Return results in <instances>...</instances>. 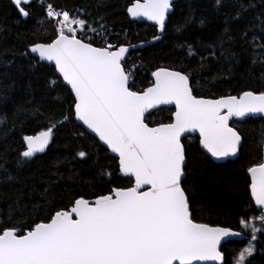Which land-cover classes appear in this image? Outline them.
<instances>
[{
	"label": "trees",
	"instance_id": "trees-1",
	"mask_svg": "<svg viewBox=\"0 0 264 264\" xmlns=\"http://www.w3.org/2000/svg\"><path fill=\"white\" fill-rule=\"evenodd\" d=\"M134 0H35L26 10V21L8 0H0V222L20 225L30 217L43 216L47 209L70 206L80 194L94 199L113 186H130L132 180L119 176L118 161L74 120L63 117L74 99L55 73V68L33 59L29 48L50 42L57 21L46 15L47 5L79 16L101 32L84 30L86 42L101 46L106 38L113 45L130 46L152 42L142 51L130 53L126 70L132 71L134 91L152 85V72L160 67L190 74L193 94L205 99L239 97L245 91L264 92V0H175L165 29L131 22L126 9ZM180 29L177 31V29ZM159 37V39H154ZM191 45L194 55H188ZM28 53V55H24ZM50 80H56L53 87ZM172 109L146 115L154 127L170 122ZM52 140L47 151L33 159L24 158L23 137L46 131L52 123ZM242 136L235 161L212 162L199 148L196 137L182 140L188 151L185 188L193 217L198 223L227 227L243 233V242L221 246L223 264H235L251 232L241 225L258 217L249 192L246 169L262 160L264 120L230 122ZM83 133V135H81ZM85 151L84 158L77 152ZM6 169V171H5ZM110 172L111 181L99 173ZM11 175V180L7 177ZM42 193L44 195H42ZM18 202V203H17ZM39 206L33 213L34 206ZM262 227L260 221L254 222ZM255 250L245 264H264V237L256 234Z\"/></svg>",
	"mask_w": 264,
	"mask_h": 264
},
{
	"label": "snow or ice",
	"instance_id": "snow-or-ice-1",
	"mask_svg": "<svg viewBox=\"0 0 264 264\" xmlns=\"http://www.w3.org/2000/svg\"><path fill=\"white\" fill-rule=\"evenodd\" d=\"M222 0H216L220 6ZM24 18L26 5L32 0H12ZM172 0H134L127 8L133 17L154 21L161 32ZM48 18H56V36L50 42L35 43L30 52L39 61L54 63L55 73L70 86L74 99L63 121L72 115L82 121L99 140L118 156V169L134 178L130 186H113L107 194L87 199L80 194L70 206L49 208L43 216L30 217V223L0 222V264H201L223 261L222 242L240 233L227 227L198 223L193 217L191 199L184 186L187 180L188 151L182 143L185 133L199 132V144L211 157H236L242 146L240 132L229 126L233 117L264 114V92L245 91L239 97L228 95L205 99L193 94L190 74L160 67L152 72L150 87L134 91L132 71L125 68L128 48L108 43L94 46L77 37L87 30L101 32L86 19L66 10L56 11L47 5ZM180 29L178 28L177 31ZM159 39V37H154ZM188 45V55H194ZM28 55V53H24ZM35 59V57H32ZM51 86L57 81L50 80ZM159 105H174L170 122L154 127L146 123V114ZM57 121L46 131L25 135L31 158L43 152L53 136ZM83 135V133H81ZM84 158L87 153L76 154ZM6 171V169H5ZM250 192L262 210L258 219L262 227L241 219L250 229L252 240L264 231V159L249 166ZM111 181V173L101 171ZM13 177L9 175L7 179ZM42 195H44L42 193ZM18 203V202H17ZM39 206H34L36 213ZM249 242L237 258L245 264L254 251Z\"/></svg>",
	"mask_w": 264,
	"mask_h": 264
},
{
	"label": "water",
	"instance_id": "water-1",
	"mask_svg": "<svg viewBox=\"0 0 264 264\" xmlns=\"http://www.w3.org/2000/svg\"><path fill=\"white\" fill-rule=\"evenodd\" d=\"M11 4H12V6L16 9V11L18 12V14H19V10L16 8V6L12 3V0H8ZM35 0H32V3L34 2ZM175 2V0H172V5H173V3ZM132 5V4H131ZM130 5V6H131ZM27 6H29V5H26L25 7H27ZM130 6H128V7H130ZM127 7V8H128ZM172 10H173V8L171 7V9H170V11H169V13H168V15H167V17H166V21H165V25H166V23H167V20H168V17L171 15V13H172ZM126 14H127V16L129 17V19H130V21L131 22H134V23H137V24H147V25H150V26H152V27H155L156 29H157V31L159 32V33H162L161 31H160V29H159V26L158 25H156L155 24V22L154 21H150V20H148L147 18H145V17H133V16H131L129 13H128V11H127V9H126ZM20 15V14H19ZM20 17L23 19V21H26L27 20V18H24L22 15H20ZM152 42H148V43H140V44H135V45H130V46H125V47H127L128 48V52L125 54V60H126V58H127V56L130 54V53H132V52H135V51H142L146 46H148V45H150ZM29 53H30V55L32 56V57H35L36 59H38L39 60V58H38V54H33V53H31L30 52V48H29ZM40 62H42V63H44V64H47V65H50V66H52V67H54L55 68V66H54V63H52V62H48V61H40ZM57 75H58V77H59V74L58 73H56ZM61 80H62V83L70 90V92H71V89H70V86L69 85H67L66 84V82H64L63 81V78L62 77H59ZM152 78V83H153V80H154V78L153 77H151ZM73 95V94H72ZM74 97V96H73ZM160 109H172L173 110V112L175 111V106L174 105H159V106H157L156 108H153V109H150L149 110V113L151 114V113H153V112H155V111H157V110H160ZM147 115V114H146ZM262 119V120H264V114H260V113H257V114H248V115H246L245 117H242V118H237V117H233L230 121H229V126H230V122L231 121H235V122H238V123H242V122H244L245 120H247V119ZM74 120H75V122L88 134V135H90L91 137H93L95 140H97L99 143H100V145L103 147V148H105L108 152H109V154L113 157V158H115L117 161H118V156L115 154V153H112L111 152V150L110 149H108V147H107V145H105L102 141H100L99 140V137L95 134V133H93L90 129H88L87 128V126L86 125H84L83 124V122L82 121H79V120H76L75 119V116H74ZM187 137H196L197 139L199 138V132L198 131H196V132H189V133H185L184 134V136L182 137V140L184 139V138H187ZM198 141H199V139H198ZM49 145H50V143H49ZM49 145L45 148V150L43 151V152H37L33 157H31V158H26V159H33V158H35V157H37V156H41V155H43L46 151H47V149H48V147H49ZM24 146H25V150H26V144L24 143ZM199 148L202 150V152L212 161V162H214V163H216V164H223V163H225L226 161H231V162H233V161H235L236 159H237V157H238V154H237V156L236 157H227V158H224V159H216V158H214V157H211V154L210 153H207V151L205 150V149H203L202 148V146L199 144ZM262 159H264V147H263V153H262ZM248 175V174H247ZM119 176L121 177V178H129V179H131L132 180V183H134V178H130V177H126V176H124L122 173H120L119 172ZM249 177V176H248ZM249 180H250V177H249ZM249 192H250V188H249ZM250 197H251V192H250ZM251 200H252V202H253V204H254V206H255V209L257 210V211H259V212H261L262 210L259 208V206H257L256 204H255V201L252 199V197H251ZM231 231H233V230H231ZM233 232H237V231H233ZM237 233H240V232H237ZM262 236L264 237V231H262ZM247 239V237L243 234V233H240V235H238V236H231V237H229L228 239H227V241L226 242H222V244H221V246L223 245V244H225V243H227V242H229V241H232V242H243V241H245ZM201 264H223V261H208V262H201Z\"/></svg>",
	"mask_w": 264,
	"mask_h": 264
},
{
	"label": "rangeland",
	"instance_id": "rangeland-1",
	"mask_svg": "<svg viewBox=\"0 0 264 264\" xmlns=\"http://www.w3.org/2000/svg\"><path fill=\"white\" fill-rule=\"evenodd\" d=\"M46 15H47V14H46ZM256 221H259V220H258V219H253V220H251V221L249 220L248 222H249V223H254V222H256ZM254 224H255V223H254ZM256 226H257V225H256ZM257 227H258V226H257ZM249 230H250V229H249ZM250 232H251V231H250ZM249 242H251V244L255 246L254 240H252V235H251V240L248 241V242L246 243V245L243 247V249L249 245ZM243 249H242V250H243ZM254 250H255V247H254ZM253 253H254V251H253ZM250 257H251V256H248L247 259H246V261H247ZM246 261H245V262H246ZM235 264H236V263H235Z\"/></svg>",
	"mask_w": 264,
	"mask_h": 264
},
{
	"label": "built area",
	"instance_id": "built-area-1",
	"mask_svg": "<svg viewBox=\"0 0 264 264\" xmlns=\"http://www.w3.org/2000/svg\"><path fill=\"white\" fill-rule=\"evenodd\" d=\"M49 19H51L53 21H56V18H49ZM73 27H77V29H78V31H77V37L78 38H81L83 36V34H84V31H80L77 25H73Z\"/></svg>",
	"mask_w": 264,
	"mask_h": 264
}]
</instances>
